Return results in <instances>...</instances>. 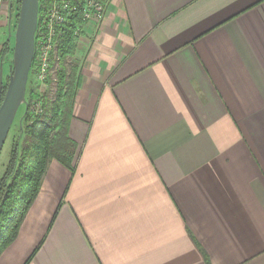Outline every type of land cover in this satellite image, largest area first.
Instances as JSON below:
<instances>
[{
	"label": "crops",
	"instance_id": "crops-1",
	"mask_svg": "<svg viewBox=\"0 0 264 264\" xmlns=\"http://www.w3.org/2000/svg\"><path fill=\"white\" fill-rule=\"evenodd\" d=\"M102 1L74 171L48 163L0 264H264V0Z\"/></svg>",
	"mask_w": 264,
	"mask_h": 264
},
{
	"label": "trees",
	"instance_id": "trees-1",
	"mask_svg": "<svg viewBox=\"0 0 264 264\" xmlns=\"http://www.w3.org/2000/svg\"><path fill=\"white\" fill-rule=\"evenodd\" d=\"M8 2L11 16L15 7L17 18L20 1ZM51 2L52 0H39L38 25ZM82 14V8H77L57 28L55 49L51 54L52 72L46 81L45 91L37 94L30 82L31 89L26 97L27 110L22 117L21 129L13 135L9 156L0 176V254L16 239L19 228L38 195L48 163L54 160L71 172L74 171L77 144L69 137L68 132L72 102L79 80L77 68L69 65L68 60L73 58L76 50V27L85 24ZM0 48L3 63L6 55L12 51L6 41ZM35 67L34 58L32 71ZM5 88L6 85L2 88V95ZM32 103L39 106L37 114L28 111ZM205 260L209 264L207 258Z\"/></svg>",
	"mask_w": 264,
	"mask_h": 264
},
{
	"label": "water",
	"instance_id": "water-1",
	"mask_svg": "<svg viewBox=\"0 0 264 264\" xmlns=\"http://www.w3.org/2000/svg\"><path fill=\"white\" fill-rule=\"evenodd\" d=\"M17 23L13 34L12 74L8 77L5 91L0 63V155L20 105L27 110L25 97L29 73L35 50V34L38 26L39 0H19ZM10 36V35H9ZM9 42V39H6ZM10 48V46H9Z\"/></svg>",
	"mask_w": 264,
	"mask_h": 264
},
{
	"label": "built area",
	"instance_id": "built-area-1",
	"mask_svg": "<svg viewBox=\"0 0 264 264\" xmlns=\"http://www.w3.org/2000/svg\"><path fill=\"white\" fill-rule=\"evenodd\" d=\"M77 8H82V18L85 23L88 21L98 23L102 20L105 12L102 0H52L51 6L46 9L41 19V24L37 26L34 50L36 67L33 71L31 68L29 73L32 88L37 94L45 91L47 88L46 81L52 72L50 68L51 54L55 49L57 28L64 24ZM80 28V25L77 26L74 33L78 38ZM28 111L37 114L39 106L32 103Z\"/></svg>",
	"mask_w": 264,
	"mask_h": 264
},
{
	"label": "rangeland",
	"instance_id": "rangeland-1",
	"mask_svg": "<svg viewBox=\"0 0 264 264\" xmlns=\"http://www.w3.org/2000/svg\"><path fill=\"white\" fill-rule=\"evenodd\" d=\"M9 15V14H8ZM17 23V18H16V9L15 7L13 8V14L12 16H10V18L8 17L7 19V23H5V28L4 27H0V45L6 41V39H9V46L10 49H13V34H14V30H15V26ZM10 35V36H9ZM12 59H13V55L11 52H9L6 57L4 58L3 61V65H2V77H3V82L5 80V78H8L11 74H12ZM68 64L69 65H74L73 64V59H69L68 60ZM30 75L28 78V82H27V86H26V94L25 97H27L29 90L31 89L30 87ZM25 112V107L24 105H20L19 108L16 111L12 126L9 130V133L7 135V139L5 141V144L3 146L1 155H0V176L3 172V169L5 167V164L7 162L8 156H9V148H10V143L12 142V138L13 135H16L18 133V131L21 129V121H22V117L24 115Z\"/></svg>",
	"mask_w": 264,
	"mask_h": 264
},
{
	"label": "clouds",
	"instance_id": "clouds-1",
	"mask_svg": "<svg viewBox=\"0 0 264 264\" xmlns=\"http://www.w3.org/2000/svg\"><path fill=\"white\" fill-rule=\"evenodd\" d=\"M106 44L110 45V38L106 40ZM105 59L112 65H114L117 62V58L114 54L106 56Z\"/></svg>",
	"mask_w": 264,
	"mask_h": 264
},
{
	"label": "flooded vegetation",
	"instance_id": "flooded-vegetation-1",
	"mask_svg": "<svg viewBox=\"0 0 264 264\" xmlns=\"http://www.w3.org/2000/svg\"><path fill=\"white\" fill-rule=\"evenodd\" d=\"M7 79H8V78H5V80H4V82H3V85H4V86H5L6 83H7ZM1 93H2V91H1Z\"/></svg>",
	"mask_w": 264,
	"mask_h": 264
}]
</instances>
